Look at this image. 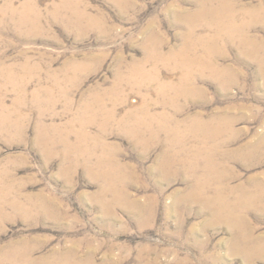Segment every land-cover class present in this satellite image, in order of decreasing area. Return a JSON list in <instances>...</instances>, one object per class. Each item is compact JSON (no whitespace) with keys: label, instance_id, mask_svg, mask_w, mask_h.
<instances>
[{"label":"rangeland","instance_id":"374dc122","mask_svg":"<svg viewBox=\"0 0 264 264\" xmlns=\"http://www.w3.org/2000/svg\"><path fill=\"white\" fill-rule=\"evenodd\" d=\"M263 9L0 0V264H264Z\"/></svg>","mask_w":264,"mask_h":264},{"label":"bare ground","instance_id":"6f19581e","mask_svg":"<svg viewBox=\"0 0 264 264\" xmlns=\"http://www.w3.org/2000/svg\"><path fill=\"white\" fill-rule=\"evenodd\" d=\"M227 1V0H226ZM206 7H207V5H206ZM227 7V6H226ZM229 8V7H228ZM227 10V9H226ZM264 10V9H263ZM254 11V10H253ZM252 11V12H253ZM261 11H262V9H261ZM251 12V13H252ZM230 13V12H229ZM253 14V13H252ZM263 14V13H262ZM223 15V14H222ZM211 16V15H210ZM221 16V15H220ZM227 16V15H226ZM256 16V15H255ZM259 16V15H258ZM261 16V15H260ZM221 17H223V16H221ZM233 17H236V15L234 16V14H233ZM225 19V18H224ZM232 19V18H231ZM261 19V18H260ZM230 20V19H229ZM228 20V21H229ZM235 21V20H234ZM212 22V21H211ZM225 23V22H224ZM236 23V22H235ZM222 24V23H221ZM220 24V25H221ZM232 24V23H231ZM234 24V23H233ZM235 25V24H234ZM245 25V24H244ZM243 25V26H244ZM224 26V25H223ZM232 26V25H231ZM236 26V25H235ZM237 27V26H236ZM220 28V27H219ZM223 28H225V27H223ZM239 28H240V26H239ZM244 29V28H243ZM241 30V29H240ZM220 31H221V29H220ZM245 31V30H244ZM224 32V31H223ZM244 33V32H243ZM243 33H242V35H243ZM240 36V35H239ZM242 37V36H241ZM240 37V38H241ZM242 39V38H241ZM245 39H248V38H245ZM246 41H248V40H246ZM250 41V40H249ZM204 42V41H203ZM251 42V41H250ZM249 42V43H250ZM244 43V42H243ZM247 44V43H246ZM245 45V44H244ZM255 46H256V44H255ZM251 47V46H250ZM246 49V48H245ZM186 61V60H185ZM194 63V62H193ZM263 64V63H262ZM190 65V64H189ZM186 69V68H185ZM190 71V70H189ZM264 71V70H263ZM190 73V72H189ZM138 75V74H137ZM185 75H187V74H185ZM184 76V75H183ZM187 76H189V74L187 75ZM185 77V76H184ZM191 77V76H190ZM185 82H188V81H185ZM167 85V84H166ZM171 86H173V85H171ZM170 86V87H171ZM180 87V86H179ZM166 88V87H165ZM173 88V87H172ZM175 88V87H174ZM168 89V88H167ZM181 89V88H180ZM182 90H183V88H182ZM181 90V91H182ZM178 91V90H177ZM185 93H186V91H184ZM178 93V92H177ZM101 103V102H100ZM103 105V104H102ZM100 106V105H99ZM101 107V106H100ZM105 107V106H104ZM103 107V108H104ZM92 108V107H91ZM87 111V110H86ZM92 112V111H91ZM143 112H145V113H141L140 114V112L139 113H136V114H134V116H132L133 117V126H132V124H131V126L133 127L132 129H130L129 130V132L133 135V136H135V138H137V139H141L142 141H144V140H146V137H145V132L146 131H149L148 129H150L153 125V121H154V116H151L149 113H148V110H144ZM110 117V116H109ZM114 118V117H113ZM156 119V118H155ZM130 120V119H129ZM119 121V120H118ZM212 121V120H211ZM210 121V122H211ZM214 121V120H213ZM110 122V121H109ZM108 122V123H109ZM122 122V121H121ZM123 124H124V122H123ZM127 124V123H126ZM196 124V123H195ZM207 124H209V123H207ZM213 124V123H212ZM130 125V124H129ZM205 125V124H204ZM214 125V124H213ZM163 126V125H162ZM199 126V125H198ZM208 126V125H207ZM130 127V126H129ZM129 127L128 128H126V129H129ZM165 127V126H164ZM200 127H202V125L200 126ZM203 127H205V126H203ZM122 128V127H121ZM210 128V127H209ZM155 129V128H154ZM163 129V128H162ZM195 129V128H194ZM205 129V128H204ZM166 130H167V128H166ZM170 130V129H169ZM168 130V131H169ZM199 130H201V129H199ZM208 130V129H207ZM152 131V130H151ZM143 132V133H142ZM156 132V131H155ZM158 132V131H157ZM143 135H142V134ZM147 134H149V133H147ZM156 134V133H155ZM154 136V135H153ZM176 136H178V135H176ZM156 137V136H155ZM157 137H158V134H157ZM177 138H179V137H177ZM176 138V139H177ZM149 140V139H148ZM147 140V141H148ZM173 140H174V136H173ZM179 140V139H178ZM66 141V140H65ZM174 142V141H173ZM176 142V141H175ZM205 144V143H204ZM69 146V145H68ZM82 149V148H81ZM199 149H201V148H199ZM78 150V149H77ZM202 150V149H201ZM204 150V149H203ZM207 150V149H206ZM76 151V150H75ZM198 151V150H197ZM197 151H195V152H197ZM204 152V151H203ZM202 152V153H203ZM175 153V152H174ZM199 153H200V150H199ZM198 153V154H199ZM78 154V153H77ZM178 154V153H177ZM197 154V155H198ZM200 156H201V154H200ZM203 156V155H202ZM100 157V156H99ZM170 157V156H169ZM168 157V158H169ZM199 158V157H198ZM100 160V159H99ZM182 160V159H181ZM188 161V160H187ZM198 161H199V159H198ZM197 161V162H198ZM211 161V160H210ZM213 161V160H212ZM180 162V161H179ZM102 163V162H101ZM211 163H213V162H211ZM104 165V164H103ZM199 165V164H198ZM210 165V164H209ZM107 166V165H106ZM186 166V165H185ZM192 167V166H191ZM211 167V166H210ZM208 168H209V166H208ZM212 168V167H211ZM215 169V168H214ZM192 171V170H191ZM195 171V170H194ZM193 171V172H194ZM215 171H216V169H215ZM189 172V171H188ZM195 173V172H194ZM208 180V179H207ZM204 181V180H203ZM200 182V181H199ZM202 182V181H201ZM200 184V183H199ZM204 184H205V182H204ZM203 185V184H202ZM196 187V186H195ZM204 187V186H203ZM202 188V187H201ZM206 188V187H205ZM204 188V189H205ZM218 189H219V187H217ZM259 188V187H258ZM264 188V187H263ZM196 189V188H195ZM194 189V190H195ZM199 189H200V187H199ZM198 189V190H199ZM223 189V188H222ZM259 190V189H258ZM230 191V190H229ZM223 192H224V190H223ZM231 192H233V191H231ZM222 194V193H221ZM220 194V195H221ZM225 195V194H224ZM217 196V195H216ZM222 197H224V196H222ZM222 197H220L219 196V198H222ZM226 197V196H225ZM208 198V197H207ZM206 198V199H207ZM215 198V197H214ZM218 198V197H217ZM223 199V198H222ZM225 199V198H224ZM204 200V199H203ZM215 200V199H214ZM207 201L205 200V203H206ZM213 203H217L216 201H214ZM212 203V204H213ZM220 203V202H219ZM232 203H234V202H232ZM231 203V204H232ZM236 203V202H235ZM210 204V203H209ZM208 204V205H209ZM222 204H224V203H222ZM227 204V203H226ZM228 204H229V202H228ZM224 206V205H223ZM225 209V208H224ZM232 210V209H231ZM230 214V213H229ZM227 217V216H226ZM228 218V217H227ZM62 264H64V263H62Z\"/></svg>","mask_w":264,"mask_h":264}]
</instances>
